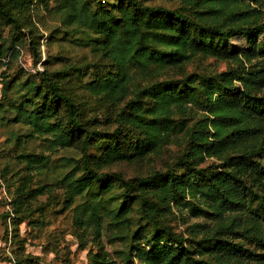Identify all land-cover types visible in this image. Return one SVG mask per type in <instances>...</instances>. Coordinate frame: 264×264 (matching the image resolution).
I'll return each instance as SVG.
<instances>
[{"label": "trees", "instance_id": "trees-1", "mask_svg": "<svg viewBox=\"0 0 264 264\" xmlns=\"http://www.w3.org/2000/svg\"><path fill=\"white\" fill-rule=\"evenodd\" d=\"M34 1L0 0V23L16 31L10 46L1 43L0 53L7 51L6 57L17 52L22 40L24 22L19 13L30 9ZM37 1L47 4V0ZM53 1L62 22L86 33L83 43L109 59L111 69L95 71L83 88L111 105L122 104L116 114L118 125L113 132L92 128L84 120L83 106L63 86L62 71L47 69L40 72V78L14 79L16 96H9L3 86L0 120L23 123L30 135L47 136L53 146L80 143L81 159L72 160V167L58 180L66 186L70 201L81 198L77 223L92 224L98 235L107 227L117 229L118 237L130 241L122 264H238L244 259L264 264V253L217 238V234H239L264 250V163L259 159L264 153V41L258 40L264 19L255 18L256 8L245 9L247 0H180L175 8L140 0ZM236 35L246 37L250 44L244 58L257 60L244 75L229 70L159 78L174 67L182 68L196 54L231 57L228 40ZM134 74L146 79L144 84L133 82ZM46 96L56 105L40 104ZM60 105L65 107L63 115L57 112ZM187 105L207 114L190 132L191 150L181 156L177 169L133 178L100 171L116 161L158 152L173 132L186 128L185 123L176 125L172 115L176 108L185 112ZM99 147L100 155L89 152ZM205 153L218 156L221 168L200 166ZM25 156L32 159V154ZM44 187L20 186L17 209ZM173 206L216 216V231L204 238L207 246L189 241L161 221ZM85 211L89 212L86 219ZM226 213L234 215L231 221ZM192 232L196 236L203 230ZM93 259V264H117L104 252L94 254Z\"/></svg>", "mask_w": 264, "mask_h": 264}, {"label": "rangeland", "instance_id": "rangeland-1", "mask_svg": "<svg viewBox=\"0 0 264 264\" xmlns=\"http://www.w3.org/2000/svg\"><path fill=\"white\" fill-rule=\"evenodd\" d=\"M114 1L116 0H92L96 4ZM140 1L167 8L180 5V0ZM46 3L35 0L30 9L19 13L24 28L20 33L22 40L16 45L17 52L11 57H6L7 51L0 53V100L5 96L1 90L4 85L9 96H16L17 85L13 82L14 79L24 80L29 75L40 78V72L45 69L52 72L62 71L63 86L83 106L84 120H88L92 128L113 132L118 125L116 114L122 104L111 105L101 95L92 94L83 88L84 82L92 79L95 71L111 69L109 59L83 43L81 38L86 33L84 35L73 29L74 25L62 22L55 1L47 0ZM244 7L256 8L255 18L264 19V3L247 0ZM15 32L13 26L0 23V46L4 41L5 47L10 46ZM258 40L264 41V32L258 35ZM228 47L232 54L229 58L196 54L182 68L174 67L159 78H179L190 73L211 75L229 70L244 75L253 69L257 60L254 58L248 61L243 56L250 47L246 37H230ZM36 55L39 57L37 60ZM132 80L140 85L146 81L135 74ZM236 84L239 81L236 80ZM44 102L51 106L56 105L49 96L40 104ZM57 112L63 115L65 107L60 105ZM206 114L189 105L185 112L176 108L172 115L174 123H185L186 128L173 132L158 152H150L140 159L116 161L100 171H116L126 178H133L145 177L157 170L177 169L176 164L181 156L191 150L194 139L190 132L197 129V122ZM5 116H9V112ZM129 144L124 145L129 147ZM89 152L98 156L101 148H91ZM26 154H32V159L25 156ZM81 157L80 143L68 147L53 146L47 136L30 135L29 128L23 123L0 120V264H93L94 254L102 252L110 260L122 264L123 257L130 251V241L118 237L120 235L117 229L112 231L107 227L98 235L92 224L77 223L76 206L81 198L78 196L73 202L70 201L66 186L58 181L72 167V160H79ZM259 159L264 163V153ZM220 164L221 159L218 156L205 153L200 166L218 169L221 168ZM24 184L30 190L41 185L45 187L42 193L25 201L24 207L18 210L15 201L20 186ZM120 190L116 188L115 192ZM134 207L133 214L136 216V206ZM85 212L82 215L86 219L89 212ZM196 212L198 211H191L190 208L173 206L172 212L161 217V221L170 224L177 234L189 241L193 239L200 242L203 248L208 245L204 238L216 231L218 219L213 214L197 215ZM22 216L25 219L22 220ZM224 216L230 221L234 217L232 213ZM195 229L203 232L195 236L192 232ZM235 230L241 232L242 228ZM220 235L217 234V238L241 242L244 247L256 253H264L260 246L241 238L239 234ZM238 264L260 263L244 259Z\"/></svg>", "mask_w": 264, "mask_h": 264}]
</instances>
